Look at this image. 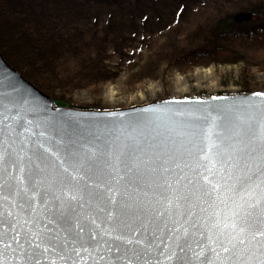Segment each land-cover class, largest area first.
Listing matches in <instances>:
<instances>
[{
    "label": "snow or ice",
    "instance_id": "obj_1",
    "mask_svg": "<svg viewBox=\"0 0 264 264\" xmlns=\"http://www.w3.org/2000/svg\"><path fill=\"white\" fill-rule=\"evenodd\" d=\"M212 100L73 139L0 99V264H264V92Z\"/></svg>",
    "mask_w": 264,
    "mask_h": 264
},
{
    "label": "rangeland",
    "instance_id": "obj_2",
    "mask_svg": "<svg viewBox=\"0 0 264 264\" xmlns=\"http://www.w3.org/2000/svg\"><path fill=\"white\" fill-rule=\"evenodd\" d=\"M230 1L0 0V50L21 73L52 76L50 90L75 109L117 110L171 98L264 91V50H253L245 62L190 67L161 51L170 28L185 36L227 10L264 12V0L243 8ZM243 31L264 36L261 23ZM61 32L71 34L74 44L62 42ZM89 56L100 73L68 71L87 64Z\"/></svg>",
    "mask_w": 264,
    "mask_h": 264
},
{
    "label": "trees",
    "instance_id": "obj_3",
    "mask_svg": "<svg viewBox=\"0 0 264 264\" xmlns=\"http://www.w3.org/2000/svg\"><path fill=\"white\" fill-rule=\"evenodd\" d=\"M251 1L254 0H231L229 6L243 8L246 3ZM210 18L197 25L185 36L179 34L176 29L170 28L162 43L161 51L168 53L169 57L176 59L178 63L181 62L190 67L210 63L245 62L253 50H264V36L253 38L243 31L245 27L257 23L264 26V12L253 9L236 14L227 10L224 15H219L213 20ZM57 36H60L64 43L74 44L71 34L67 35L61 32ZM70 53L75 56L78 54V50L72 48ZM3 55L12 64L4 53ZM169 57L167 56L168 59ZM89 58L87 64H80V66L74 64L68 68V71L78 76L100 73L101 68L94 65V58L92 56ZM148 64L151 65V61H148ZM12 66L14 65L12 64ZM22 74L54 98L65 99L63 94H57L50 90L54 85L52 76L42 73L39 78L28 72ZM246 91L251 90L246 89Z\"/></svg>",
    "mask_w": 264,
    "mask_h": 264
},
{
    "label": "water",
    "instance_id": "obj_4",
    "mask_svg": "<svg viewBox=\"0 0 264 264\" xmlns=\"http://www.w3.org/2000/svg\"><path fill=\"white\" fill-rule=\"evenodd\" d=\"M253 92L264 91L255 90L239 94H219L205 98H171L117 110L75 109L71 108L68 102L46 94L25 78L20 71L6 60L0 50V99L5 102L11 101L15 103L21 114L29 119L44 122L49 132L55 130L61 135L71 136L73 139H92L91 134L102 130L105 125L112 127L124 117L129 120L141 118L143 110L147 108L162 109L167 106L171 109H189L197 107L194 103L195 101L218 103V101H213L212 98L233 96L242 98L245 95H251ZM25 100L28 102L27 104H24ZM21 105L23 107H20ZM109 113H122L124 115L116 116L109 115ZM148 119L154 118L149 117ZM166 127L167 120L162 117L155 123H149L146 131L153 134L155 132L164 133ZM104 139H107V136L102 138L101 145Z\"/></svg>",
    "mask_w": 264,
    "mask_h": 264
}]
</instances>
